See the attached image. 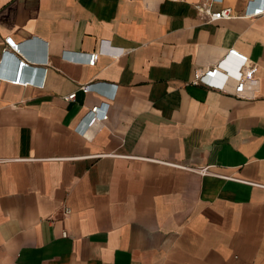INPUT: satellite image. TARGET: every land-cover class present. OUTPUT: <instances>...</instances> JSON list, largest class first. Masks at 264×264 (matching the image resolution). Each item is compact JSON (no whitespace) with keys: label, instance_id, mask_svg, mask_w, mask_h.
Here are the masks:
<instances>
[{"label":"crops","instance_id":"crops-1","mask_svg":"<svg viewBox=\"0 0 264 264\" xmlns=\"http://www.w3.org/2000/svg\"><path fill=\"white\" fill-rule=\"evenodd\" d=\"M244 6L0 0V75L32 82L0 79V264H264V15ZM219 61L224 88L197 80Z\"/></svg>","mask_w":264,"mask_h":264},{"label":"built area","instance_id":"built-area-1","mask_svg":"<svg viewBox=\"0 0 264 264\" xmlns=\"http://www.w3.org/2000/svg\"><path fill=\"white\" fill-rule=\"evenodd\" d=\"M210 2H216V3H220L221 0H210ZM197 11L199 12V14L201 15H205L208 19V21H215L217 19H221V18H231L233 16L231 8L228 6H222L219 7L216 10H210V8L208 6H198L197 7ZM264 15V0H245V6H244V10L241 14L242 17H247V18H252V17H258V16H262ZM4 44L7 48H9L11 51L16 52L18 50L17 48V44L13 43L11 41V39L9 37L4 39ZM96 53L95 52H91L89 54H87L86 56V63L88 65H93L95 63L96 60ZM225 57H231V58H235L238 61V67L236 68V74H237V81L242 80V78L251 71L252 69V64H250V62L247 60L246 56L240 54L239 52H237L235 49L233 48H228L227 50H225L224 52V58ZM223 58V59H224ZM25 63L20 61L18 63V67H17V71L16 73L12 76V78H4L3 76L0 75V79H8L11 83L14 84H21V85H25L27 83H32L31 81H23L21 79V75H20V71L22 66ZM221 65V61H219L218 63L214 64L213 66H210L208 68L203 69L200 74L198 75L197 80L201 83H204L208 86H212V87H216V88H224L223 82L220 83H212V81H210L213 77H215L218 72H219V67ZM225 78H228L227 75H225ZM89 85L88 84H84L79 86V89L82 92H85L86 90H88ZM75 93L71 92L70 94L66 95L63 97L64 100L66 101H71L74 99ZM103 105L101 106H93L91 109H89L86 113V115L88 116L87 119V127L93 125L94 123L98 122V121H102L106 118V112L105 109H102V111H99V108H102ZM179 168H185L184 166H179L176 165ZM196 172H198L199 174H208V170L207 168L203 167V168H198L195 169ZM68 212L67 209L64 210V213L66 214ZM61 236L64 237L65 236V232L62 231L61 232Z\"/></svg>","mask_w":264,"mask_h":264}]
</instances>
